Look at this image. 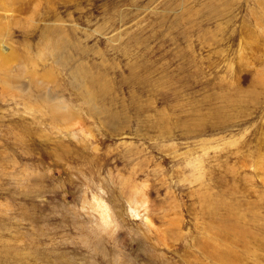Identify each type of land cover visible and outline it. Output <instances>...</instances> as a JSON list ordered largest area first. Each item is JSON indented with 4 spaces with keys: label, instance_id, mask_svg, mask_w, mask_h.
Here are the masks:
<instances>
[{
    "label": "rangeland",
    "instance_id": "374dc122",
    "mask_svg": "<svg viewBox=\"0 0 264 264\" xmlns=\"http://www.w3.org/2000/svg\"><path fill=\"white\" fill-rule=\"evenodd\" d=\"M262 1L0 0V264H264Z\"/></svg>",
    "mask_w": 264,
    "mask_h": 264
},
{
    "label": "bare ground",
    "instance_id": "6f19581e",
    "mask_svg": "<svg viewBox=\"0 0 264 264\" xmlns=\"http://www.w3.org/2000/svg\"><path fill=\"white\" fill-rule=\"evenodd\" d=\"M263 5H264V1L261 2ZM221 203V202H220ZM223 205V204H222ZM206 208L208 209V215L210 216H215L216 215V211L218 210L217 208H219L220 206L218 205L217 207H212V205H209L208 203L205 204ZM225 208V213H227L228 215H231L232 213V210L226 206H224ZM222 210V209H221ZM220 211V210H219ZM105 218V217H104ZM215 222L217 220H214ZM262 246H264V243H261ZM211 246V245H210ZM211 252V251H210ZM211 254L215 257H219L221 256V254H218V253H213L211 252Z\"/></svg>",
    "mask_w": 264,
    "mask_h": 264
}]
</instances>
